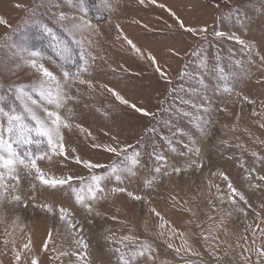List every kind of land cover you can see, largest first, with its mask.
<instances>
[{"label":"rangeland","instance_id":"1","mask_svg":"<svg viewBox=\"0 0 264 264\" xmlns=\"http://www.w3.org/2000/svg\"><path fill=\"white\" fill-rule=\"evenodd\" d=\"M61 12L68 19L61 21ZM0 17L6 21L0 23V94L6 95L5 103L22 110L7 91L18 85L41 99L34 90L40 74L21 63L14 46L40 51L45 59L39 62L60 77L75 98L61 109L45 104L72 125L62 129L69 156L103 166L89 169L73 159L64 166L38 161L42 169L83 178L87 185L91 176H106L108 166L121 159L93 148L94 143L129 146V164L140 153L134 176L103 181L106 198L92 202L91 213L76 203L67 186L52 189L37 181L33 190L22 181L19 194L27 206L6 203L0 208L2 264H14L13 243L20 251L29 237L31 250L22 252L20 264H31L33 256L39 264H85L77 259L85 251L77 243L80 237L88 244L86 260L91 264H119L114 249L125 251L117 242L125 236L133 238L124 242L128 251L143 241L154 249V260L141 258L136 264H256V250L264 248V181L259 180L264 176V0H111L107 10L99 0H0ZM73 17L91 21L94 27L73 32ZM205 27L207 31H199ZM187 28L198 31L193 34ZM65 47L67 60L59 55ZM81 51L97 56L79 77L90 80L91 87L79 79L66 82L62 75L67 71L74 76L80 70ZM101 85L115 89L129 103L122 104ZM132 104L152 115L137 112ZM153 152L167 164L157 162ZM158 163L161 172L155 171ZM173 165L181 172L171 173ZM72 183L80 187V180ZM229 183L244 200L231 193ZM114 187L127 191L113 193ZM129 191L146 200H134ZM43 204L53 211L34 206ZM58 206L70 210L71 223L82 231L60 219ZM188 247L200 256L191 255Z\"/></svg>","mask_w":264,"mask_h":264},{"label":"snow or ice","instance_id":"2","mask_svg":"<svg viewBox=\"0 0 264 264\" xmlns=\"http://www.w3.org/2000/svg\"><path fill=\"white\" fill-rule=\"evenodd\" d=\"M79 2H81V0H77V3ZM151 2L155 3V0H151ZM99 3L106 10L111 8V0H99ZM139 3L143 4L144 0H139ZM16 6L21 7V5ZM216 6L218 7L219 5ZM161 7H164V5H161ZM168 11L173 16L176 15L171 9H168ZM59 19L64 21L68 19V17L63 12H61L59 14ZM72 19L76 21L71 25V30L73 32L90 31L94 27L91 24V21L84 20L83 18L73 17ZM177 19L179 20V17H177ZM0 23H6V21L0 17ZM180 26L182 28L185 27L183 21H180ZM117 27H119V25H117ZM45 30L49 34L52 33V29L47 28L46 26ZM186 30L193 34L198 31L194 28H187ZM199 31L204 32L207 31V29L205 27L199 29ZM215 34L217 36L224 35L222 32H217ZM232 38L233 37H229V39ZM124 39L136 53L143 55L140 48H138L132 40L128 39L127 36H125ZM236 39L240 44H245V41L239 40L238 37H236ZM89 44H91V41H89ZM14 47L15 55L20 58L21 63L23 65L29 66L40 74L39 79L35 82L34 90L38 92V95L41 99L38 100L33 98L32 94L25 90L24 85H18L13 88H9L7 91L13 93L15 100L20 102V108L22 110H18L14 104L7 105L5 103L6 95L0 94V208H2L6 203H15L17 205L23 203L24 206H27L28 202L24 201L22 196L19 194L22 188V181L27 182L33 190L35 189V182L38 181L40 184L52 189H63L65 186H67L71 190L76 203L82 205L89 213H91L92 202L106 198L105 189L102 187L103 181L114 177L116 181L122 182V179L125 175L134 176L135 172L133 171V168L139 164L140 153H135L134 158L131 159V163L129 164V158L127 156V148L129 146L126 145L121 147L118 142L115 146L94 143L92 145L93 148H103L105 151L113 153L121 159L118 161V163L108 166V173L106 176H91L87 185H85L83 178L76 177L71 174L57 176L42 169L39 166L38 161H47L52 165L64 166L65 161L73 159L77 164H82L89 169L101 168L103 166L94 164L91 160L81 159L79 155L71 157L69 156V150L66 149L64 143L62 129H71L72 125L69 123L67 118L61 116L58 110H49V107L45 106V104L54 106L56 109H61L66 103L74 101L75 98L65 91L64 87L61 85L60 77L51 71L49 67H46L44 63L39 62L45 59L43 53L38 50H30L24 46ZM68 51L69 50L65 47L59 51V55L67 60L68 57L65 54ZM175 54L179 55V53ZM80 56L84 63L74 76H71L67 71L63 72L62 75L66 82L70 80L74 82L76 79H79L83 73H87L89 63H94L97 59V56L92 54L90 51H81ZM148 58L152 60L153 64H156V59L151 55V53L148 54ZM157 71H160L158 66ZM220 71L222 73L223 70L220 69ZM221 78L225 79L223 76ZM79 83L88 84L90 87L92 86V82L90 80L79 79ZM101 87L107 88V90L111 92L122 104L129 103V101L116 92L115 89L109 88L107 85H101ZM225 91H228L226 86ZM131 107L145 116L152 115V113H149L146 109L139 108L135 104H132ZM68 111L71 113V109ZM28 120L32 121L33 123H29ZM76 127L81 128L82 131H86L82 129L80 125H76ZM88 135L90 136L91 133L89 132ZM113 140L115 141L116 138L113 137ZM32 146H35V148L33 149ZM75 151V149H71L72 153H75ZM173 151H175V149H173ZM188 151L191 153L193 149L189 148ZM195 152L199 153V148H196ZM150 155L157 162L167 164L165 157L160 156L155 152L151 153ZM198 167H202V165H198ZM155 171H162V167L159 166V163L155 168ZM180 172L181 168L174 165L171 167V173ZM171 173L168 171L163 172L164 175H170ZM220 175L223 176L225 180L228 179L224 173H220ZM74 180H80L79 188L73 186L72 182ZM259 180L264 181V176H260ZM228 188L230 189L231 193L239 195L241 200L245 199L242 194L237 192V189L232 187L231 183L228 184ZM111 191L113 193H124L127 191V189L125 187H114ZM127 195L136 201L146 200L145 197L141 195H135L130 191L127 192ZM9 196H11L10 199ZM31 199L34 200L35 197H31ZM229 199L235 203L234 197H229ZM34 206L42 207L47 209L49 212L53 211L52 206L49 204ZM58 210L60 213V219L64 221L70 229H74L77 232L82 231V227L77 229L76 225L71 223V213L69 209L58 206ZM151 212H153L159 219H164L154 208L151 209ZM97 215H99V213H97ZM113 219H115V217H113ZM167 223V221L164 222V224ZM164 224L160 225V227H164ZM162 234L163 233H161V235ZM181 235L183 234L181 233ZM51 238L50 230L48 239L50 240ZM106 239L113 240V237L108 236ZM132 239L133 238L130 236H125L120 241H117L125 248V251H121L120 248L114 249V251L119 254V264H136V262L141 258L154 260V249L147 241L134 244V250L128 251L127 245L124 242ZM204 239L207 241V235L204 236ZM8 243V240L4 241L6 247ZM77 243L81 244L85 250L78 255V261H85V264H91L90 259L86 260L88 257V253L86 251L88 249V244L83 241V237H80ZM30 246V237L29 242L23 244L20 251L15 250V245L13 243V250L15 251L14 264H20L22 252L24 250L30 251ZM168 247L172 248L173 245L168 244ZM47 248L48 240H46L44 243V249L47 250ZM176 251L180 252V249L177 248ZM186 251L193 256H200V253L193 251L191 247H188ZM244 251L247 252L249 249H245ZM256 251V264H260V258H264V248H259ZM62 255H68V253H62ZM245 259H248V257H245ZM0 264H2V261H0ZM31 264H39L38 259L33 256L31 258Z\"/></svg>","mask_w":264,"mask_h":264}]
</instances>
